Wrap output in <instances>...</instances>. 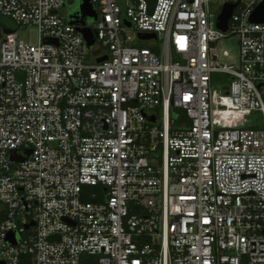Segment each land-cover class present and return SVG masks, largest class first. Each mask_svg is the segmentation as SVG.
I'll use <instances>...</instances> for the list:
<instances>
[{
	"label": "built area",
	"instance_id": "obj_1",
	"mask_svg": "<svg viewBox=\"0 0 264 264\" xmlns=\"http://www.w3.org/2000/svg\"><path fill=\"white\" fill-rule=\"evenodd\" d=\"M90 1L0 0V262L264 264V0Z\"/></svg>",
	"mask_w": 264,
	"mask_h": 264
},
{
	"label": "water",
	"instance_id": "obj_2",
	"mask_svg": "<svg viewBox=\"0 0 264 264\" xmlns=\"http://www.w3.org/2000/svg\"><path fill=\"white\" fill-rule=\"evenodd\" d=\"M151 2V11L154 10V6L156 3V0H150ZM234 6L232 5H227L222 13V15L218 19V27L224 31L228 29V24H229V19L232 13V9ZM69 18L71 20V23L73 24H81V25H86V20L88 18H97V13L93 8V5L90 0H80V7H79V12L74 13L71 12L69 14ZM251 21L254 22H264V1L262 4H260L256 10L254 11ZM78 30L84 35L88 45L91 47L95 43V34L92 31L91 28L89 27H78ZM11 31H8V33ZM139 37L141 39H150V38H156L155 34H145V33H140ZM107 57L100 58L98 62H102L106 60ZM151 120H154L153 117H150ZM14 233H12L9 237L8 240H13ZM0 264H2L0 262Z\"/></svg>",
	"mask_w": 264,
	"mask_h": 264
},
{
	"label": "rangeland",
	"instance_id": "obj_3",
	"mask_svg": "<svg viewBox=\"0 0 264 264\" xmlns=\"http://www.w3.org/2000/svg\"><path fill=\"white\" fill-rule=\"evenodd\" d=\"M79 5H80L79 1L75 0L72 5H69V8L70 7L72 8L73 6H77L78 7ZM88 20H89L88 25L94 27L96 22H94L90 18ZM0 24L12 25V22L10 20L2 18L0 16ZM132 38H133L132 42L137 41L138 44H141V41L137 39L138 38L137 34H134V36ZM33 39H35V35H33ZM223 50L229 51V53L231 54V57H236L237 54H238L237 38L231 37V38L226 39L223 43H221L220 49H219L220 54H222ZM228 60L229 59H227V58L224 59L225 62H228Z\"/></svg>",
	"mask_w": 264,
	"mask_h": 264
},
{
	"label": "trees",
	"instance_id": "obj_4",
	"mask_svg": "<svg viewBox=\"0 0 264 264\" xmlns=\"http://www.w3.org/2000/svg\"><path fill=\"white\" fill-rule=\"evenodd\" d=\"M73 1H75V0H73ZM78 1L80 3V0H78ZM79 7H80V5L78 7L73 6L71 8V11L75 13L77 10H79ZM171 114H172L173 123H189V119L183 110L173 108Z\"/></svg>",
	"mask_w": 264,
	"mask_h": 264
},
{
	"label": "flooded vegetation",
	"instance_id": "obj_5",
	"mask_svg": "<svg viewBox=\"0 0 264 264\" xmlns=\"http://www.w3.org/2000/svg\"><path fill=\"white\" fill-rule=\"evenodd\" d=\"M78 12H79V10L76 11V13H78ZM86 22H87V24H88V23H89V20L87 19Z\"/></svg>",
	"mask_w": 264,
	"mask_h": 264
}]
</instances>
